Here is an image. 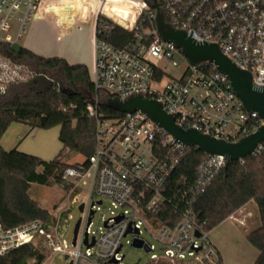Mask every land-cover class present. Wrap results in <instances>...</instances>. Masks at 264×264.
<instances>
[{
    "label": "built area",
    "instance_id": "1",
    "mask_svg": "<svg viewBox=\"0 0 264 264\" xmlns=\"http://www.w3.org/2000/svg\"><path fill=\"white\" fill-rule=\"evenodd\" d=\"M67 1L0 0V44L20 46L30 22L42 15H57ZM85 1L93 21L90 81L95 91L121 100L137 94L160 101L162 110L173 116L177 126L194 128L227 143H235L264 126V120L256 113L244 110L227 76L216 72L213 64L190 65L178 49L160 39L154 11L144 0ZM107 5L133 9L134 16L129 17L132 25L120 24L119 18L105 11ZM159 5L171 27L188 36L192 31L190 37L196 42L216 44L233 64L251 74L253 86L264 87V0H160ZM114 27L134 33L123 49L109 43ZM181 62V75L167 79V65L176 69ZM27 75L0 57V94H4L8 83ZM98 104L95 99L86 108L88 116L96 120L94 150L87 167H67L62 175L63 181L74 184L86 172L90 174L89 192L80 204L74 245L69 248L63 241L66 211H62L58 219L49 223L35 220L10 229L0 223V257L31 243L50 254L66 256L67 264H122V241L127 236L131 246L139 241L148 248L147 253L155 251L140 237L144 230L160 246L150 264H221L205 223L199 222L193 213L194 188L165 194V184L186 147L140 112L102 118ZM159 147L166 149L164 155L158 154ZM262 147L258 146L253 155L259 154ZM225 164L222 157L206 156L200 175L210 178ZM104 202L109 204L112 217L92 232L91 220ZM181 204H185L182 209ZM164 207H173L179 215L171 226L170 220L164 218ZM118 217L121 219L115 221ZM128 228L130 233L126 234Z\"/></svg>",
    "mask_w": 264,
    "mask_h": 264
},
{
    "label": "trees",
    "instance_id": "2",
    "mask_svg": "<svg viewBox=\"0 0 264 264\" xmlns=\"http://www.w3.org/2000/svg\"><path fill=\"white\" fill-rule=\"evenodd\" d=\"M144 2L149 6L147 0ZM133 35V32L114 27L109 43L123 49ZM0 57L11 67L28 74L8 83L4 94H0V141L12 124L19 123L31 130L58 127L61 144L60 152L51 161L17 150L5 151L0 146V223L5 229L35 220L49 223V213L31 202L30 186H59L68 194L74 184L62 180L64 170L87 167L94 150L96 120L88 116L87 106L97 99V111L102 118H112L117 113L102 106L109 96L94 90L85 65H70L57 57L44 58L26 49L15 53L6 44H0ZM71 153L79 155L82 163L69 164L66 158ZM165 153L166 149L159 147L158 154ZM205 160L206 156L194 149H184L179 165L165 184V194L170 196L193 187L196 195L192 210L196 219L205 223L207 232L253 203L259 225L248 232L246 239L258 252L254 264H264V145L259 154L226 163L210 178L199 172ZM184 205L181 204V209ZM164 218L170 220L171 226L178 221L179 215L173 212V207H164ZM42 250V247L26 244L1 256L0 264H28L30 260L41 264L45 260Z\"/></svg>",
    "mask_w": 264,
    "mask_h": 264
},
{
    "label": "rangeland",
    "instance_id": "3",
    "mask_svg": "<svg viewBox=\"0 0 264 264\" xmlns=\"http://www.w3.org/2000/svg\"><path fill=\"white\" fill-rule=\"evenodd\" d=\"M134 2L141 3L142 0H134ZM44 26L45 21L42 20L30 22L26 27L22 40L19 41L20 47L35 54H38L37 52L40 51L41 56L44 58L64 57L74 63L86 65L89 75H91L93 63L92 42L86 41L85 45L77 48L70 44L67 38L59 37L47 40L44 37ZM84 35V28H82L78 36L83 38ZM160 66L164 67V64L161 63ZM183 69V62L176 69L167 65L166 72L169 75L167 79L178 78ZM66 160L71 165L82 163V158L72 153ZM89 187L90 174L86 172L82 179L74 182L73 189L68 194H65L59 186L32 184L28 190L31 202L36 207L47 211L51 220L58 219V215L62 211H66L64 213L66 229L63 231V241L69 248H71L74 226L80 218L78 206L86 200ZM249 205L247 208L248 213L236 212L231 219H226L209 231V239L219 253L221 264H254L257 258L258 252L246 239L248 232L254 230L259 225L256 206L253 203ZM110 217L112 215L109 212V204L104 202L100 211H97L91 220L90 231H98L99 228H102V223ZM240 219L244 220L242 225L239 222ZM257 222L258 225L256 226ZM140 237L149 243V245L154 246L155 251L145 253L142 249L134 248L129 243L130 237L127 236L122 241L123 248L121 255H124L122 264H150L151 256L158 253L160 246L146 231L142 230ZM34 246L36 247V245ZM42 252L45 260L41 264H67L60 254H50L44 248ZM28 264H34V261L30 260Z\"/></svg>",
    "mask_w": 264,
    "mask_h": 264
},
{
    "label": "water",
    "instance_id": "4",
    "mask_svg": "<svg viewBox=\"0 0 264 264\" xmlns=\"http://www.w3.org/2000/svg\"><path fill=\"white\" fill-rule=\"evenodd\" d=\"M149 6L154 11V25L156 32L164 43L172 44L180 51L190 65H197L202 62H209L214 65L216 72H219L229 79L230 88L243 105L246 112L256 113L264 120V87H255L252 83V76L249 72L239 69L219 50L213 43L204 41L196 42L182 30H176L166 22L163 9L157 0H147ZM11 50L18 53L22 48L17 44L10 46ZM102 106L117 114H132L140 112L145 115L150 122L162 129L167 135L182 146L194 149L205 156L222 157L225 163H236L246 157L252 156L255 149L264 145V126L259 127L256 132L240 138L235 143H227L223 140L212 138L199 133L194 128L183 129L174 123L173 116L166 114L162 110L160 101L147 99L143 96L133 94L121 100L118 97L106 98ZM100 204V203H98ZM78 211H82V205L78 206ZM93 212L90 213L92 215ZM121 217L115 219L119 221ZM90 219L88 220L89 223ZM106 223H104V226ZM79 226L77 220L73 229L71 245H74L75 236ZM130 233L128 228L126 234ZM137 233V231H135ZM199 237V234H195ZM87 239L84 240L86 244ZM92 244L88 245V247ZM134 248L142 249L145 253L148 248L141 242L134 241ZM64 261L67 257H63ZM70 264V263H69Z\"/></svg>",
    "mask_w": 264,
    "mask_h": 264
},
{
    "label": "crops",
    "instance_id": "5",
    "mask_svg": "<svg viewBox=\"0 0 264 264\" xmlns=\"http://www.w3.org/2000/svg\"><path fill=\"white\" fill-rule=\"evenodd\" d=\"M88 7L89 3L85 0H68L67 4H64L63 7H61L62 12H58L57 15L52 16L42 15L40 19H37L35 21H45L43 32L44 37L47 40L63 37L69 39L70 44H72L73 46L81 48L86 44V41H91L93 44V21L92 18H90V16L88 15ZM83 9H85V12L81 17L80 12ZM49 11H52V9H49ZM105 11L112 15V17L119 18L118 22L126 27H130L133 23L132 20L129 21V17L134 16V11L131 8H116L112 5H107L105 7ZM75 24L79 25L80 28L78 29ZM82 28H84L85 35L83 36V38H80L78 34L80 33ZM37 53L39 54V56H41L40 51ZM57 58L66 60V62L70 65L78 64L67 60L64 57ZM58 134V127H54L48 130H31L24 124L14 123L8 128V130L2 137L0 146L5 151L17 150L20 153L38 157L43 161H51L58 155L61 150V144L58 141ZM249 206L250 205H247L241 208L238 212L248 213L247 208ZM244 217L246 218V216ZM243 221L244 220L242 219L239 220L241 225ZM257 225L258 222L256 223V226Z\"/></svg>",
    "mask_w": 264,
    "mask_h": 264
}]
</instances>
